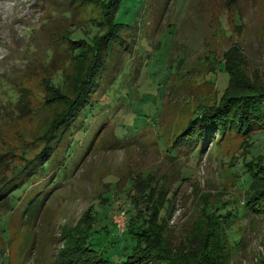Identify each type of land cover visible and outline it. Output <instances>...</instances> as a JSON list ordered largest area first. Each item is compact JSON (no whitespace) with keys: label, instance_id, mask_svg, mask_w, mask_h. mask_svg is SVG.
Instances as JSON below:
<instances>
[{"label":"rangeland","instance_id":"obj_1","mask_svg":"<svg viewBox=\"0 0 264 264\" xmlns=\"http://www.w3.org/2000/svg\"><path fill=\"white\" fill-rule=\"evenodd\" d=\"M100 15L96 3L77 0H0V152L14 154L8 164L33 149L51 117L42 79L74 75L62 35L89 44ZM114 19L127 48L110 55L89 106L42 169L3 188L0 264H53L65 245L60 233L88 210V240L118 255L116 224L148 187L152 200L169 197L160 211L170 245H187L203 204L234 211L248 188L242 163L264 161V130L228 132L198 157L165 149L198 108L216 104L228 70L241 79L232 92L264 89V0H122ZM226 233L228 264H264V216L233 217Z\"/></svg>","mask_w":264,"mask_h":264},{"label":"trees","instance_id":"obj_2","mask_svg":"<svg viewBox=\"0 0 264 264\" xmlns=\"http://www.w3.org/2000/svg\"><path fill=\"white\" fill-rule=\"evenodd\" d=\"M78 1L80 4L96 3L101 15L97 21L90 23L101 29L89 44L81 39H68L67 34L62 35L68 58L73 63L74 75L69 78L59 70L42 79L47 91L43 104L51 108V117L41 133L30 142L34 145L33 149L26 156L20 155L19 163L15 165L8 164V157H12L13 153L0 152V205L8 201V191L12 187L43 168L79 112L89 106L90 93L106 74L110 55H118L127 48H122V43H128L120 34L122 24L114 19L122 0ZM114 45L116 48L113 49ZM228 72V86L216 104L198 108L174 137L172 144L165 145L168 156L183 150L198 157L207 142L213 143L228 132L247 134L248 137L253 131L264 130V89L253 87L250 91L232 92L229 90L231 85L241 79ZM23 96L20 94L16 102L24 104L26 101L21 100ZM247 144L249 147L250 142ZM22 152L27 153L25 149ZM242 166L249 182L240 204L236 206L239 207V216L235 213L236 208L234 211L226 209L219 212L224 203L203 204L191 224L192 236L187 245H170L166 236L167 226L160 211L167 206L169 197L164 199L161 196L159 202L157 198L152 200V187L147 186L148 189L142 193L145 196L141 206L132 204L134 209L127 216L119 233L120 238L112 241L120 243L121 252L118 255L101 253L94 247L95 243L88 240L94 221L88 210L82 214L80 222L60 233L63 236L61 243L64 241L65 245L56 251L53 264H174V261L180 264H228L226 232L233 217L264 216V161L261 156H256L243 162ZM5 186L9 190H4ZM206 207L210 209L207 218L202 212V208Z\"/></svg>","mask_w":264,"mask_h":264},{"label":"built area","instance_id":"obj_3","mask_svg":"<svg viewBox=\"0 0 264 264\" xmlns=\"http://www.w3.org/2000/svg\"><path fill=\"white\" fill-rule=\"evenodd\" d=\"M120 216H121V215H120ZM116 225L119 227V228H118L119 231H121V230L123 229V226H124L123 224H121V223H117ZM119 225H120V226H119Z\"/></svg>","mask_w":264,"mask_h":264}]
</instances>
